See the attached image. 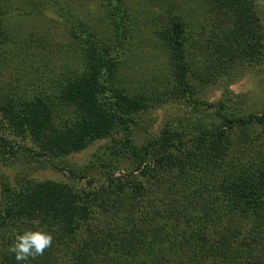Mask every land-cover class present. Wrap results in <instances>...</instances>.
<instances>
[{
	"label": "trees",
	"instance_id": "16d2710c",
	"mask_svg": "<svg viewBox=\"0 0 264 264\" xmlns=\"http://www.w3.org/2000/svg\"><path fill=\"white\" fill-rule=\"evenodd\" d=\"M105 1V36L81 21L72 29L80 67L52 88L0 100L11 132L32 142L30 159L75 182L0 180V264H17L15 234L37 227L52 244L21 264H264V109L236 116L196 91L264 67L263 0H204L199 29L208 30L197 42L180 13L168 15L155 32L169 63L159 91L121 78L135 23L124 0ZM6 13L0 0V59L13 45ZM168 99L200 116L137 144L148 113ZM98 141L82 168L66 161ZM17 153L0 136L1 163Z\"/></svg>",
	"mask_w": 264,
	"mask_h": 264
},
{
	"label": "rangeland",
	"instance_id": "374dc122",
	"mask_svg": "<svg viewBox=\"0 0 264 264\" xmlns=\"http://www.w3.org/2000/svg\"><path fill=\"white\" fill-rule=\"evenodd\" d=\"M203 1L124 0L135 29L132 48L121 71V78L130 79V86L136 90L140 87L145 91L161 90L164 78L169 76V63L155 32L164 25L168 15L180 13L190 28L197 29L192 31V41L206 39L204 33L208 28L203 25V29H199L200 25H206L205 20L208 19L203 16ZM103 5L107 6L105 0H7L5 30L13 38V45L0 59V100L12 99L17 102L35 95L52 88V85L77 69L79 62L72 29L81 21L105 36L109 26L108 13ZM196 89L197 97L208 104L225 102L226 112L236 113V116L258 114L264 109V67L247 64L236 77L223 79L212 86L197 83ZM168 101L148 113L146 124L136 136L137 144L157 137L165 124L176 123L188 113L192 114L191 119L200 116V111L193 112L182 100ZM204 114L213 113L205 112L202 116ZM1 120L4 126L0 124V136L12 142L18 151V159L5 164L0 161V180L13 185L17 179L28 176L34 183H75L49 165L30 159L26 149L33 148L32 142L27 137H17L15 132H11L6 118L0 113ZM261 130L248 134L255 136ZM104 144L105 141L95 142L86 150L68 156L66 161L82 168ZM83 184L84 181L76 185Z\"/></svg>",
	"mask_w": 264,
	"mask_h": 264
},
{
	"label": "clouds",
	"instance_id": "9594fccd",
	"mask_svg": "<svg viewBox=\"0 0 264 264\" xmlns=\"http://www.w3.org/2000/svg\"><path fill=\"white\" fill-rule=\"evenodd\" d=\"M53 236L43 228H35L17 233L9 251L15 255L17 264L27 262L29 258L42 255L52 244Z\"/></svg>",
	"mask_w": 264,
	"mask_h": 264
}]
</instances>
